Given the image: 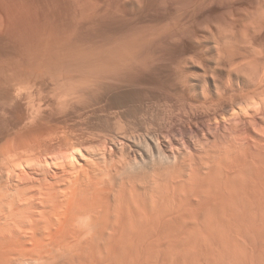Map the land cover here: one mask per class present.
Returning <instances> with one entry per match:
<instances>
[{
	"label": "bare ground",
	"instance_id": "bare-ground-1",
	"mask_svg": "<svg viewBox=\"0 0 264 264\" xmlns=\"http://www.w3.org/2000/svg\"><path fill=\"white\" fill-rule=\"evenodd\" d=\"M148 1L75 0L130 8ZM251 1L238 26L231 20L218 31L206 28L202 38L196 33L193 57L176 67L167 96L135 118L106 102L104 84L125 89L134 65L159 49L151 52L138 33L139 42L124 39L89 69L68 73L73 66H66L63 75L62 66L60 77L57 67L58 84L73 86L43 101L45 87L35 85L43 82L44 55L38 52L39 63L20 55L35 60L38 70L28 68L34 76L22 75L18 55L0 59V108L21 113L11 131H0V264H264V0ZM33 86L41 102L27 98ZM16 99L29 102L14 106Z\"/></svg>",
	"mask_w": 264,
	"mask_h": 264
},
{
	"label": "rangeland",
	"instance_id": "rangeland-1",
	"mask_svg": "<svg viewBox=\"0 0 264 264\" xmlns=\"http://www.w3.org/2000/svg\"><path fill=\"white\" fill-rule=\"evenodd\" d=\"M51 1L52 0H26V1H24L25 2V6H24L23 0L22 1H20V0H0V14H1L0 18H1V16H3L2 18L5 19V20L2 19L4 22V25L5 24L7 25L6 28H5V26L3 27L4 31L2 29H0V33L2 34V32H3L2 36H0V59L8 57V55L10 53L11 54L9 55V57L10 56L15 57L16 55H18L20 59L22 58L21 56H23V55L26 56L29 54L28 57L27 56L26 57L29 58L30 56H34L35 60H37V58L39 59V57H38L39 55L37 56V54L40 53V55L41 54L44 55L45 58L42 55L41 56L45 59V61H44V59L42 62L40 61L41 64L39 63L40 59L36 61L39 63L38 65L40 66V68L44 69L43 70L44 73L42 71H40V73H39V75H40L42 72L44 75L43 76L40 75L41 78H40V76L38 77L40 79V82H41V80L43 82L37 83V84H40V86L35 85V86H37V88L40 87L41 89H43V87H45L43 89L44 92H41L42 90L40 91V89H38L39 91L37 94V90L33 89L34 88V86H33L27 90L30 93V94L27 93L29 96L26 95L28 99H31L30 98V95H31L33 97L32 100L34 99V97L35 98L37 97V99H35L37 101L39 100L38 98L42 97L43 99H41V101H43L45 98L46 99L47 98H53V97L57 98V96L59 95L57 93V90L62 85L64 87H61V88L66 87V89L68 88V85L73 86V82H70L69 80L63 81L62 84H58V81H56L57 79H54V78H57L58 75H60V74H58V75H56V77L54 76L55 74H57L61 70V68H63L62 66H64V69H62L61 71L65 70L63 75L68 70H69L68 71V73H69L70 71L77 72L76 70H78V69H79L78 71H80V70H82V68L84 69V67H87L89 69V65L94 63V61H96L97 56L98 57L102 56L101 59H103V60L107 59L108 56L110 55L111 51H112L111 49L113 48L112 47L113 45H116L119 43L118 45L122 46V45H124V44H121L122 42L125 43L124 42L125 40H126V42L127 41L129 42L131 38L134 40V42H136V43H137V41L139 42V39L138 40L135 39V36L138 33V35L136 36L137 38L138 37L140 38L141 35H142L141 38L143 37L142 40L140 39L141 42L143 41L145 43L151 44L150 50L154 47L155 44H156L155 46H158L159 49L157 50L156 49L157 47H154L153 52L151 50L152 53L149 56L148 55L146 56L143 64L141 63V65H140V63H136L134 65V67H133L134 73L131 69L134 76L130 73V75H132L133 79H131L132 80L131 83L129 82L128 84L127 83L125 84L126 86L128 85L127 91H126L127 87L125 89L124 88L119 89L120 91L122 90V92H120L119 90H116V91L110 90L111 89L110 82H105V84H104V85L107 84L109 86L105 92V95H106L105 97H107V99L105 98L106 102H111V104L114 103L116 106H119V107L121 106L120 108L123 110L125 109V112L127 114L130 113L131 115L129 114V116H131V117L133 115H135V116L140 115V113L143 112V108L147 107L148 105L156 104V102L158 100H160V98H162L161 101H163V99L167 96L166 91H168V90L170 91L171 86L174 84V80H172V78L174 76V72H176L178 67H180V63H183V62L185 63V61H186L185 59H191L193 57L192 56L193 55L192 50H194V48H195V39L197 38V34H196L197 32L200 35V37L202 38L203 31L206 28H213V29H215L214 31H216V30L218 31L219 28L226 26V24L228 25L229 22H230V25H233L234 23L231 24L232 23L231 20H233V21L235 20L234 21V22H236L235 26H238L239 24L237 23V21L238 22L241 21V17L244 18V16H245V15L243 16L242 13L243 12L247 13L245 11V8H246V10H250L253 8L252 5H254V4H252L254 1L252 2L251 0H244V1L241 0L243 2L242 3L243 5L241 4L240 0H222L223 2H221V0H208V2H206L207 1L206 0L204 2V3H206V5H204V4L200 5L201 3L197 4V3H195L196 0L195 1L193 0L192 3H191L192 0H164V1L160 0L162 4L160 3L159 0H158L159 1L158 4H157L158 1L155 3L154 0H152L154 2L153 3L150 0L151 2L150 1H148V2L151 4H149V5L147 4L145 6L143 5V7L140 6V8H139V6L138 7L135 6V8H133V7L130 8V7H126V6L122 7L123 5L122 6L118 5L120 7H117L116 4H115L116 7L112 6L114 4H105V5L103 4L104 6L102 4H100L101 6H98L99 4L98 5L92 4V6H93L92 7L89 4H85L87 6L88 5L90 6V8H88L89 6L88 7L86 6L88 8L87 9L84 4L79 5L75 2V0H73V2L76 3V5H78V7L76 5L74 6V3L71 4L72 0H66L67 3H63L64 0H61L62 1L61 4L59 2L60 0H56L57 3L54 2L55 1L54 0L53 1L54 3L52 2L54 4L53 6H52ZM77 1H81V0H77ZM83 1H87V0H83ZM92 1H95V0H92ZM231 1H232V3H231ZM247 1H249L248 3H250L249 4L250 6L247 5L248 4ZM47 2H48V5H47ZM49 2L51 3L50 5H49ZM88 2L91 3V0H88ZM18 3H20V5ZM21 3H22V5H21ZM193 3H194V6H193ZM245 3H246V5H245ZM55 4H57V5H55ZM190 4H192V6ZM109 5H111V6H109ZM197 6H199V7H197ZM248 6H249V8H248ZM91 8H92V11H91ZM104 8H106V9H104ZM116 9H118V10H116ZM87 10H89V11L87 12ZM115 11H117V12H115ZM236 11H238V12H236ZM90 13H92V14H90ZM98 14H100V15H98ZM87 15H89V16H87ZM76 16H77L78 20L76 19ZM82 16H84V17H82ZM94 16H97V17H94ZM222 16H223V18H222ZM234 16L236 17V19ZM6 19H7V21H6ZM12 20H14V21H12ZM80 20H82V21H80ZM121 20H123L122 23H121ZM124 20H127V21H124ZM78 21H80L79 22L80 24L77 23ZM223 22H225V23H223ZM82 23H84V24H82ZM93 23H95V24H93ZM89 24L91 27L89 26ZM220 24H221V27L219 26ZM222 24L224 26H222ZM167 26H169V27H167ZM217 26H218V29H216ZM32 27H33V29H32ZM197 27H200V29ZM144 29H145V31H144ZM163 29H165V30H163ZM31 30H33V31H31ZM75 31H76V33H75ZM92 31H94V32H92ZM137 31H139V32H137ZM55 32H57V33H55ZM15 33H16V35H15ZM52 33H55L57 35L59 33L60 34L59 36L62 35V38L59 37L60 40H58L59 38H57V36L55 34L52 35ZM97 33H99V34H97ZM118 33L120 35H118ZM147 33L149 34V36L151 34V36L149 37L147 35ZM34 34L37 36V38ZM47 34H49L51 36H49V35L46 36ZM65 34H67L68 36L67 35L64 36ZM139 34H140V36H139ZM152 34H153V36H152ZM23 35H25L26 37ZM40 35L46 36V40L48 38H52V39H48L49 40L48 42L46 40L45 41L48 43L49 46H50V44H52V42L54 45H51L50 47L45 46V45H47V43H45V41H44L45 37L42 39L43 36L40 37ZM132 35H133V37H132ZM199 35H198V37H199ZM21 36H23V37H21ZM70 36L74 37V38L70 39ZM156 36H157V38H156ZM54 37H56L59 42L63 41V42H61L62 44L58 43V45H57L56 44L57 40ZM5 38H6V40H5ZM10 38H12V39H10ZM38 38H41L42 43H41L40 39H39L40 42L38 41ZM144 38H146V39H144ZM79 39H80L81 43H79ZM98 40H99V42H98ZM119 40H121V41H119ZM160 40H161V42H163V41L164 42L161 43ZM82 41H84V42H82ZM158 41L160 42L159 44L156 43ZM37 43H41V45L40 44L38 45ZM43 43H45V44H43ZM55 45L57 46V48ZM40 47H43V48H40ZM53 48H54V50L56 49L54 51L55 52L54 54H52ZM74 48H75V50H74ZM36 49L39 51L36 52L35 51ZM62 49H63V51H62ZM28 50H30V51H28ZM78 50H80L81 52ZM109 50H111V51H109ZM50 51H51V54H49ZM19 52H20V54H19ZM34 52L36 54V57H35V55H33ZM58 52H59V54H58ZM60 52L61 53L64 52V54L63 53L61 54ZM89 52H91V53H89ZM98 53L100 54V56L97 55ZM155 53H156V56H154ZM46 54H48V55H46ZM60 54L62 55L63 58L61 57ZM74 54L76 56H74ZM83 54H84V56L86 54V57H85L86 61L84 59ZM58 55H60V56L58 57ZM78 55H80V57H82V58H78L79 57ZM88 55L90 56V59L88 58L89 60L87 59V57H89ZM92 55L95 56V58ZM151 55H152V57H151ZM158 55H160V56H158ZM189 55H191V56L189 57ZM18 56H16V57L18 58ZM150 57H151V60H150ZM23 58H24V56H23ZM152 58H153V60H152ZM50 59H51V61H50ZM77 59L79 61H77ZM23 60L24 59H21V61H23ZM35 60H33V62H35ZM21 61H17V63L18 64L22 63L23 68L20 65V68H22V75L24 72H29L30 75H33V76L35 75V73H37L36 71L33 72L34 70L33 71L29 70L32 66H35L37 68L38 65L36 63H35L36 65H33V62L31 60H27V59H25V61H23L26 64H23V62H21ZM29 61H31V62H29ZM46 61H48V63H46ZM49 61H50V63H49ZM91 61H93V62H91ZM146 61H148V62H146ZM86 62L87 63L89 62L90 64L89 63L86 64ZM42 63L43 64L46 63V64L43 65V67H41ZM57 63H59V64H57ZM64 63H65V65H64ZM78 63H80V64H78ZM29 64H30V66H29ZM49 64L52 65L51 67H54V68H51L50 66H48ZM53 64H54V66H53ZM137 64L139 65L140 68L138 67ZM144 64H145V66H144ZM188 64L191 65L192 63H188ZM204 64H205L204 62L199 63V65L206 68ZM57 65H59V66H57ZM74 65H75V68H77V69L74 68ZM81 65L82 66L86 65V66L81 67ZM183 65H185V64H182V66ZM44 66L48 68L46 70H48L50 74L52 72V74H51V75H53L52 77H50L51 75L47 74V72L45 73V67ZM66 66H69V67L73 66V67H71L70 69L68 68V70H66L67 69ZM78 66H80V67H78ZM135 66H137V67H135ZM141 66H144L145 68L142 67V69H141ZM57 67H58L59 71H56V70H58ZM65 67H66V69H65ZM176 67H177V69H176ZM36 68L32 67V69L38 70ZM50 68L52 70L53 69L54 70L52 71V70H50ZM87 68H85V69H87ZM138 68H139V70H138ZM54 71H56V73ZM31 72H32V74H31ZM26 75H28V73ZM63 75L61 72L60 77ZM39 79H38V82H39ZM49 79H51V81ZM55 81H56V83H55ZM44 82H45V84H44ZM49 88H52V89H49ZM46 89H47V91L49 90L50 92L48 93L46 91ZM166 89H168V90H166ZM33 90L36 91V95H38V96L34 95L35 91H34V93L31 92ZM51 90H52V92H51ZM40 92L42 93V95H44L46 93H48V94L42 96L40 94ZM114 93H117V94H114ZM39 94L41 95V97L39 96ZM111 94H113V97ZM131 94L133 95V97ZM164 94H165V96H164ZM46 96H48V97H46ZM16 101L18 104L16 103ZM16 101L14 100V104H13L14 106L15 105H25L27 102L26 99H24V100L16 99ZM41 101L39 100L38 102H41ZM116 102H117V104H116ZM159 103H160V101H158L157 104H159ZM6 106H10V105H6ZM140 107H142V108H140ZM7 108L8 107H6L5 109L0 108V113H1L0 114V128H1L0 131H2L3 128L13 129L14 122L21 115V113L19 111H17V109H16L17 107H14V109H16V110L13 109V106H12V108L10 107L11 108V109L9 108L10 111ZM12 109L14 110V112L16 111L17 114L14 113ZM186 125L188 126L189 124L185 123V125L183 126L184 129H187V128L189 129V128H191L190 126H192V125H190L187 127ZM205 133L207 134V131ZM181 137L179 136L180 140H181Z\"/></svg>",
	"mask_w": 264,
	"mask_h": 264
}]
</instances>
